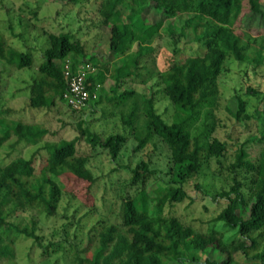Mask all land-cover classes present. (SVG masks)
<instances>
[{"label": "trees", "instance_id": "obj_1", "mask_svg": "<svg viewBox=\"0 0 264 264\" xmlns=\"http://www.w3.org/2000/svg\"><path fill=\"white\" fill-rule=\"evenodd\" d=\"M80 1L69 0L68 4ZM153 4L163 17L150 22L144 15ZM244 10L264 19V0H102L101 23L110 27V55L114 61L123 60L120 66L89 54L85 44L70 33L49 34V45L30 84L29 105L36 109H50L57 100L64 101V94L69 90V80L62 69L66 60L71 62L72 71L82 62L97 70L87 78V86L99 84L101 88L108 78L113 81L112 95L101 94L89 106L103 100L114 107L125 104L135 92L119 89L127 80L139 75L142 58L154 50L149 42L162 31L166 19L188 15L184 28L190 30L194 40L206 50L202 55H192L183 61L174 60L160 73L162 92L174 109L171 122L158 112L153 96L145 99L143 114L147 120L142 128L135 126L138 121L135 110L124 118L130 135L137 141L135 151L142 150L155 137L168 145L170 170L165 172L168 183L163 188H147L149 177L162 172L151 168L149 161L142 160L131 168L129 186L142 187L136 194L122 197L121 222L111 223L100 231L91 256L84 257L74 251L69 264H172L182 262L187 253L195 251L206 254L204 264H240L236 260L238 253L264 264V248L257 251L259 238L253 236L254 232L264 229V110H257V117H262L261 129L252 139L258 147L257 154L246 145L240 146L230 166L237 174L234 184L218 193L219 198L226 200L225 208L216 218L223 229L212 227L207 233L198 232L178 217L165 214L167 206L189 197L187 185L204 165L227 152L229 144L214 135L219 78L226 60L246 62L252 67L264 64V35L252 44L244 41L234 29ZM0 59L18 69L34 64L31 53L11 47L1 34ZM247 90L250 94L258 91L251 86ZM236 99L238 109L234 117L238 121L250 118L246 101L240 96ZM79 127L93 147L100 145L113 159L119 156L129 139L127 133H118L102 140L81 124ZM47 133L40 124L0 120V150L7 142L38 145ZM76 143V140L45 142L48 157L40 177H36L31 159L18 156L7 164L0 162V230L7 225L8 209H33L39 215H55L64 192L92 202L91 189L96 178L87 166L88 157L77 154ZM77 184L78 189H74L73 185ZM14 228L40 244L36 220L25 226L14 225ZM229 231L232 233L226 236ZM0 264H18L15 246L3 235H0Z\"/></svg>", "mask_w": 264, "mask_h": 264}, {"label": "rangeland", "instance_id": "obj_2", "mask_svg": "<svg viewBox=\"0 0 264 264\" xmlns=\"http://www.w3.org/2000/svg\"><path fill=\"white\" fill-rule=\"evenodd\" d=\"M69 0H0V34L7 43L20 51L29 52L34 57L32 67L18 69L0 59V120L9 123L22 121L44 126L48 133L44 141L29 146L24 141L11 145L7 142L0 150V162L7 164L18 156L31 159L36 168V177L47 163L48 152L45 142L76 140L77 154L88 157V168L96 178L92 189V202L82 201L72 194L63 193L55 215L37 214L35 210L7 211V225L0 230L7 241L16 249L18 264H69L74 251L89 257L100 231L111 223H120L122 197L134 195L142 186H129L131 168L142 160L150 162L151 168L162 170L150 176L148 189L162 188L168 183L165 172L170 170L168 145L155 137L140 151H135L137 141L130 135L129 125L124 123L130 113L138 114L136 128L146 123L144 117L145 99L154 97L156 108L168 121H172L174 109L162 92L160 73L175 61H183L192 55L204 54L205 47L194 40L190 30L184 28L188 15L166 19L162 31L149 42L154 48L141 60L139 75L127 80L119 91L134 90V95L125 104L114 107L103 100L95 106L89 105L81 111H73L65 101L57 100L50 109H36L29 105L30 84L42 62L44 50L49 45L50 33H70L79 38L89 54L120 66L123 60H113L109 50L110 27L101 23L99 13L102 0H81L78 4H68ZM144 17L155 22L163 17L154 4ZM235 31L244 41L255 44L264 35V19L261 15L244 10L235 23ZM183 33V35H182ZM137 48V47H136ZM94 72H88L91 77ZM111 79H107L98 91L99 96L112 95ZM220 96L215 110L217 130L215 136L226 141L227 152L220 158H212L187 185V197L183 202L167 206V216L178 217L185 225L196 231L207 233L212 227L223 229L216 222L226 200L218 193L230 189L237 176L231 169L235 153L246 145L255 155L258 147L252 139L259 135L261 118L258 109L264 110V64L252 67L249 63H239L229 58L219 78ZM251 86L256 94L248 93ZM237 96L246 101L248 119L238 121L234 113L238 109ZM88 128L102 140L109 135L127 133L129 139L119 156L113 159L108 150L100 145L93 147L82 136L79 125ZM14 139V138H13ZM11 141V140H10ZM240 178V176H238ZM82 186H80L81 188ZM78 189V184L73 185ZM129 189V190H128ZM37 221L36 234L40 244L19 234L14 225L25 226ZM232 231L226 233V236ZM258 239V249L264 248V229L253 233ZM45 250V253H44ZM254 252L251 253V256ZM206 254L189 252L182 262L172 264H204ZM240 264H259L257 260L236 255Z\"/></svg>", "mask_w": 264, "mask_h": 264}, {"label": "built area", "instance_id": "obj_3", "mask_svg": "<svg viewBox=\"0 0 264 264\" xmlns=\"http://www.w3.org/2000/svg\"><path fill=\"white\" fill-rule=\"evenodd\" d=\"M65 77L69 80V90L64 94V101L73 110L81 111L91 100H96L100 85L87 86L88 72H97L87 62L79 64L75 71H72L71 62L66 60L62 66Z\"/></svg>", "mask_w": 264, "mask_h": 264}]
</instances>
